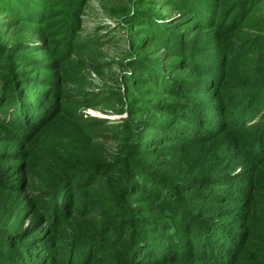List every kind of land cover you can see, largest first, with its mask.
<instances>
[{
	"label": "trees",
	"instance_id": "1",
	"mask_svg": "<svg viewBox=\"0 0 264 264\" xmlns=\"http://www.w3.org/2000/svg\"><path fill=\"white\" fill-rule=\"evenodd\" d=\"M39 1L44 9L43 14L41 10H37L36 15L27 20L11 15L9 18H14L12 22L14 29L16 28L13 42H0V127L6 128L5 133L11 137L10 144L18 146L16 149L29 141L31 129L38 117L47 116V98L50 95L54 98L57 96V91L51 90L44 98L37 91V94L34 93L36 99L31 100L33 93L30 95L28 92L31 87L44 86L43 83L33 82L28 71L32 66L40 65L34 59V54L52 51L46 39L48 34L44 33L43 28L35 26L41 25L40 20L45 15L48 16L46 21L60 18L61 28L57 31L58 35L72 33L68 35L75 37L81 26L79 17L86 3V0ZM221 1L209 4V7L207 5L210 0L130 1L131 9L128 8L123 13L127 19L125 24L132 27L130 51L124 64L127 72L120 76V83L115 82L116 89L86 91L84 85L76 84L74 89L62 92L65 93L63 98H67L68 104L94 110H117L119 107L118 111L126 112L127 118L120 125L109 126L102 135L98 131L102 125H94V129L89 131L92 136L86 135L88 131L81 125L87 120L80 118L82 123L76 124L73 129L76 133L64 136L71 149H58L68 156L66 161H70L67 166H63L65 161H57L61 165L56 177L62 184L61 190L53 195L49 188L45 187L27 197L20 215L30 219L31 227L22 232L23 235L16 241L22 243L29 238L32 245L26 249L18 248L21 252L18 260L10 255L13 263L20 264L26 260L24 264H28L30 254L33 255L36 251L37 257L41 259L37 258L35 264H182L185 255L190 256L187 264H241L246 260L251 264H263V255L256 245L261 243L262 239H255L253 236L256 225L264 227V218H261L264 210V114L260 111L261 106L264 108V13L256 20L250 17L264 0H254V4L247 3L249 10L246 11L243 22L236 24L232 21L231 25L222 27L224 31L232 34L233 41L236 42L233 46L241 47L247 55L246 59H241L246 61L239 69L243 76L240 77L241 83H238V79H231L229 88L222 87V75L216 63L214 66L206 64L203 67L207 70L204 76H207L210 86L205 92H202L203 87L197 92L190 91V85L186 83L184 86L178 78L185 77L181 73L189 68L188 62L192 59L208 62L206 45L200 47L201 38H198L195 32L202 33L211 29V12L215 10L216 15L220 14L227 21L230 16H236L244 4V1H238L224 9L218 6ZM160 2H166L168 7L177 9L180 19L176 21L180 25L174 23L168 26L158 23V20H163L156 9ZM50 16L55 18L49 19ZM32 19L35 21H31ZM23 30L30 32L23 33ZM186 30L191 33L185 35ZM88 39L86 40L91 46L84 47L80 43L74 47V52H91L90 50L99 46L97 36L92 35ZM158 47L162 51L161 56L155 55ZM248 66L255 68L257 77L252 71H248ZM94 72L99 76L103 75L98 67L94 68ZM121 86L123 87L120 88ZM152 90L168 96L169 102L164 104L162 99H152L155 98L151 94ZM186 97L193 106V111L190 110L189 114L196 115L193 122H199V125L202 123L203 126L208 124L205 125L206 129L196 127L197 130L189 137L172 130L173 127L179 126L178 122L188 121L186 117L177 121V117L186 112L181 108L184 105L181 102H186ZM175 102H178L176 106ZM174 107L177 108L176 111ZM23 109H28L34 114L31 115L33 120L28 122L27 130L23 126L24 119H18L22 111L24 112ZM42 110L46 112L41 115ZM160 112H163L164 117L156 116ZM204 115L214 118L208 119L203 117ZM89 120L104 123L97 119ZM226 132L236 134V141L227 143L232 152L238 157L249 158L251 163L263 168L261 171L246 170L247 178L237 175L230 179L229 182L237 181L246 190L229 194L232 198L239 196L240 208L237 213L228 215L232 219V231L229 227L215 231L220 235L221 241L218 242L223 246L218 247L219 245H214L207 236L213 232L215 225H204L212 224L210 218L215 220L225 214L201 215L199 212L203 210L199 209L213 203L224 205L227 202L226 197L219 196L220 198L216 199L211 197V191L208 190L215 188V185L226 187L229 182L217 178L206 183L200 179L198 182H191L192 185L187 189L186 184H169L160 176L159 172L164 171L165 166L160 163L159 154L164 143L183 141L185 146L194 150V154L207 155L205 164H210L213 168L219 167L222 164L218 157L221 146L214 142ZM6 138L1 137L0 144H7L9 140ZM106 138L120 143L118 153L114 154L111 160H98L93 142ZM16 149L14 154H20ZM77 152H83V159L78 157L80 153L77 155ZM14 154L9 152L8 145L0 151L2 193L22 191V187L18 188V185L13 186V183H10L12 178L17 179V184L25 179L35 183L33 169L25 165L22 155ZM88 160L86 169H80L76 164L77 161ZM84 174L91 178V181L83 187L84 182L83 188L103 186L101 201L79 202L76 198L78 194H73L71 205L68 199L65 206L64 203H59L65 196L70 195ZM136 184H140V187ZM177 190L183 200H178L179 204L172 205L170 195ZM199 190H206L208 199L205 200L203 195L202 205L196 206L198 212L187 207L182 208L183 204L193 201ZM136 193L141 194L140 197L144 199L135 204ZM185 195L189 199L185 200ZM51 199L53 204L50 203ZM153 201L167 206L168 210L159 209L160 214L156 216L146 207L147 202ZM99 206L100 210H96ZM165 212L168 213L167 217L162 215ZM164 221L168 222L164 225L168 228L166 230L161 226ZM6 223L7 221L0 220V224ZM171 230H174L175 235L182 237L183 241L175 240L169 245L159 246L157 253L160 254L161 261L151 259V255L146 256V248L143 246L150 240H163V234ZM150 232L160 236L153 237ZM1 233L3 235L0 236V254L7 245L9 250L16 247L12 245L10 248L6 229L0 228ZM262 234L264 233H261V236ZM88 242L90 243L80 259H75L74 256L79 254L82 246ZM208 247L214 249L210 250ZM6 262L10 264L7 259Z\"/></svg>",
	"mask_w": 264,
	"mask_h": 264
},
{
	"label": "rangeland",
	"instance_id": "2",
	"mask_svg": "<svg viewBox=\"0 0 264 264\" xmlns=\"http://www.w3.org/2000/svg\"><path fill=\"white\" fill-rule=\"evenodd\" d=\"M130 1L131 0H86L85 6L79 17L81 26L77 30V35L75 37L73 35H68L72 33H68L65 36L58 35L57 31L61 28L60 18H56L57 20L46 21L48 16L45 15L40 20L41 25L35 26L43 28L44 33L48 34L46 39L52 51L43 54H34V59L39 62L40 65L38 64L37 66H32L28 71L31 80L33 79V82H36L37 84L43 83L44 86L40 88L39 86L31 87L28 92L31 95V93L37 94L38 91L45 98L49 94L48 91L52 90L57 91V96L54 98L52 95H50L47 98V102L49 104L46 106H48V108L44 106V108H47V112L45 110H42L41 112V115L42 113L46 112L47 116H42L44 118L40 116L38 117L34 127L31 129L29 141L24 143L21 148L16 149L18 146L15 147L13 144H10L12 143L10 141L11 137L5 133L7 132L6 128L0 127V138L7 137L6 139L9 140V142H6L7 144H0V151H3L6 145L9 147V152H12L13 154L16 149L20 154L17 153L14 155H22V157H24L25 165H29L35 172V183H32V181L29 179H25L24 182H18L17 184V179L12 178L10 183H13V186L18 185V188L22 187V191H19V193L16 190L3 193L0 192V220L3 222L7 221L6 224H0V228L6 229V235H8V244L10 248L13 247L12 245H16V247L12 250H9L8 245L2 250L3 252L0 254V264H7L6 259L10 264H15L12 262L10 255L14 256L15 260H18L21 254L18 248L22 247L26 249L32 245L30 244L31 241L29 238L22 243H18L16 241L18 237L23 235L22 232L28 230V228L31 227L30 219L27 216L24 217L20 215V211L25 207V201L27 200V197L34 192L42 190L41 188L45 187L49 188V192L53 195H55L56 191L61 190L60 188L62 187V184L61 182H58V178H56L59 175L61 165L57 161H65L63 166H67L70 161L67 162L66 160L68 156H66L63 151L58 149H71L70 143L65 142L67 141V138H64V136L76 133V130L73 129L76 128V124L82 123L80 122V118L85 121L87 120L81 125L85 130L88 131L86 135L91 136L92 134L89 131L94 129L96 124L102 125V127L98 130L100 135H102L109 126H113L115 124L120 125L122 121L127 118L126 112L118 111L119 107L116 108L117 110L105 108L94 110L83 109L79 106L68 104L67 98H63L65 93L62 92L74 89L76 84L84 85L86 87V91H97L98 89L108 88L116 89L115 82L118 81V83H120V76L127 72L124 64L127 59L126 55L130 51L129 43L132 27L125 24L127 19H125V15L123 13L126 9H131L132 4ZM217 1L219 0H210L207 6L209 7V4L213 5L212 3ZM238 1H244V4L237 12L236 16H232V18L230 16L227 21H225V17H221L220 14L216 15L214 10L211 12V29H206V31L202 33L195 32L196 36L201 38L199 43L200 47H203V44L206 45L205 51L208 56V62L204 60L192 59L190 62H188L189 68L184 69L181 73V75H184L185 77H178L184 86H186V83L190 85V91L193 90L197 92L198 89L202 87V92L207 91V88L210 89V86H208V78L207 76H204V73H207V70L203 68L206 64L214 66L216 63L218 70L221 71L223 84L222 87L229 88L231 79H238V83L242 82V78H240L242 73L239 69H241L240 66L242 63L246 62L241 59H246L247 55L245 52H243L241 47L236 48L233 46L236 45V42L233 41L232 34L227 30L224 31L222 27L224 25L225 27L231 25L232 21H235L236 24L243 22L246 11L249 10L247 3L254 4V0H222L218 6L219 8L224 7L225 9L227 6H232ZM174 5L176 4L174 3ZM156 9L163 19L158 20V23L168 26L174 23H176V25H180L177 24L176 21L177 19H180L177 9L168 7L166 2H160V5ZM37 10H41L42 14L44 12L41 1L39 0H0V42H9L10 44L13 42L12 38L15 35L16 28L14 29V23L12 22V19L14 18H9L11 15H15L19 18L23 17L21 19L27 20L30 17H34ZM4 11L8 12L4 13ZM262 13H264V1L260 7H257V11L250 17V19L256 20L262 15ZM121 14L123 15L120 16ZM52 18L55 17L50 16L49 19ZM34 19L31 21H35ZM244 30L246 31L245 28ZM22 32L29 33L30 30H23ZM190 33L191 32H189V30L184 32L185 35H189ZM92 35L98 37L99 46L97 48H93L94 50H90L91 52H88L87 50H83V52H79L80 50L78 52H74V47L80 43H82L84 47L85 45H90L88 44V38ZM17 36H19V33ZM155 55H162V51L159 50V47L156 48ZM95 67H98L100 70H102V76H99L94 72ZM248 67V71H252V73L256 76L255 68L253 66ZM186 73L188 75L187 77ZM168 74L177 75V73ZM246 76L247 74H245V77ZM122 87L123 86L120 88ZM33 94L31 100L36 99V94ZM151 94L155 96V98L151 96L152 99H162L164 104L169 102L170 98H168V96L162 95V92L152 90ZM27 99H29V96H27ZM188 99L189 98L186 97V102H181L184 104L181 106V108L186 110V112L177 117V121L185 119V117L188 121L183 123L178 122L177 125L179 126L172 128L173 131L182 133L186 135V137L191 136L193 132L197 130L195 129L196 127H199V129H206L205 127L208 126V124L203 126L202 123L199 125V122H193L196 115L195 113L189 114L190 110L193 111V106L188 101ZM177 104L178 102H175V106ZM37 105H39V103H37ZM173 109L176 111L177 108L175 109L174 107ZM23 110L24 112L22 111V114L18 117V119L19 121L21 118L24 119L23 126L27 130L29 125L28 122L33 120L31 119L33 117L31 115L34 114L30 113L28 109ZM260 111L262 114H264V108L262 106ZM156 116L164 117V114L163 112H160L156 114ZM203 117H207L208 119L214 118L211 115H204ZM89 119L101 120L104 121V123L90 122ZM31 136L33 137L31 138ZM235 141L236 134H230L226 132L220 135L214 142L215 144H219L221 146L218 150V157L222 163L221 166L215 168H213V166L210 164L204 163L207 155L204 153L201 155L194 154V150H192L187 145L185 146L183 141L164 143V147L161 148V152L159 154V161L165 166V170L159 172L160 176L169 184L176 182L182 185L186 184L187 189L192 185V183L198 182L200 179L203 180L202 182L206 183L214 181L217 178H219L221 181L229 182L231 178L237 175H240L242 178H247L248 173L245 172L246 170L250 172L261 171L263 166H256L255 164L251 163L249 158L238 157L229 149L227 143H234ZM93 144L95 145L94 149L97 150L98 160L102 161L104 159L111 160L114 154L118 153L117 149L120 146L119 142L114 141L111 138L94 140ZM69 153L72 154L70 151ZM78 153L80 152H77V155ZM78 157L83 159V152L80 153ZM76 164L81 167L80 169H86L85 167H87L89 164V160L77 161ZM201 166L204 168H201ZM88 181H91V178L85 176L84 174V176L78 180L76 187L72 189L70 195L68 194V196H65L59 203H64L63 206H65V202L68 199L71 205V201L73 200L72 198L74 197L73 194H78L76 195V198L79 202L90 200L98 203V201H101V198L103 197L101 193L103 186L100 185L91 187L89 189L83 188L85 185H87V183H89ZM139 185L140 184H136V186ZM213 187L215 188H211V190L207 189L208 191H211V197L219 199V196H224L226 197L227 202L224 205L211 202L213 204L205 205V207L200 208L199 211L203 210V212L199 213H201V215H204V213L207 215L213 213L214 216H221L223 213L225 214V216L215 220L210 218V220H212V224L207 223L204 225V227L215 225L213 232L207 236L210 237V241H212L214 245L216 244L219 245L218 247H223L222 244L218 242V240L221 241V237L219 234H216L215 231L224 227H229L231 230L233 227L231 224L232 219L228 217V215L237 213L238 209L240 208L239 196L232 198V195L229 194L231 192H245L246 188L237 181L229 182L228 186L226 187H222L221 185H215ZM179 193L180 191L177 190L170 195V199H172L173 203L172 205L179 204L177 203L178 200H183ZM206 193V190H199L196 196L194 195L193 201L188 202L190 205H188V203L183 204L182 208L187 207L195 212H198L196 206L202 205L204 201L202 197ZM140 195L141 194L136 193V199L134 201L135 204L143 201L144 198L140 197ZM183 197L185 200L189 199V197L186 195ZM206 199H208V197L205 195V200ZM50 203L53 204V199L50 200ZM146 207H148L150 211H153L156 216L160 214L158 212L159 209L168 210L167 206H161L160 202L156 201L147 202ZM96 210H100V206L97 207ZM162 215L167 217L168 213L165 212ZM261 218H264V210ZM166 223L168 222L164 221L161 225L164 227V230L168 229L166 226H164ZM8 227L10 228L8 229ZM173 231L174 230L165 232L163 234L164 236H162L163 240L148 241L146 246H143L146 248V256L151 255V259H159L161 261L162 258L160 257V254L157 253L159 251V246L166 244L169 245L170 242H174L175 240L183 241V238L175 235ZM261 233H264V227L261 225H256L253 238L256 239L261 237L262 242L256 245L260 248L264 258V234L261 236ZM149 234L153 237L160 236V234L155 232H150ZM1 235L3 234L1 233L0 236ZM89 243L90 242L82 246L81 252L74 256L75 259H80V257L86 251ZM149 244L151 245L149 246ZM254 244L255 242H253L252 245ZM208 248L210 250L214 249L212 247ZM37 255L38 254L36 251L33 255L30 254L28 264H35L37 258L40 260L41 258L37 257ZM143 256H145V254ZM189 261L190 256L185 255V259L182 261V264H187ZM24 263H26V260H23V262L20 264ZM241 264H251V262L246 260Z\"/></svg>",
	"mask_w": 264,
	"mask_h": 264
}]
</instances>
